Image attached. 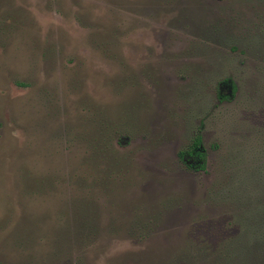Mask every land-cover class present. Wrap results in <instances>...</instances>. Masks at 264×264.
<instances>
[{
	"label": "rangeland",
	"instance_id": "374dc122",
	"mask_svg": "<svg viewBox=\"0 0 264 264\" xmlns=\"http://www.w3.org/2000/svg\"><path fill=\"white\" fill-rule=\"evenodd\" d=\"M0 264H264V0H0Z\"/></svg>",
	"mask_w": 264,
	"mask_h": 264
},
{
	"label": "trees",
	"instance_id": "16d2710c",
	"mask_svg": "<svg viewBox=\"0 0 264 264\" xmlns=\"http://www.w3.org/2000/svg\"><path fill=\"white\" fill-rule=\"evenodd\" d=\"M183 167L192 172L204 171L207 163V153L202 145V136L195 134L185 148L177 153Z\"/></svg>",
	"mask_w": 264,
	"mask_h": 264
}]
</instances>
